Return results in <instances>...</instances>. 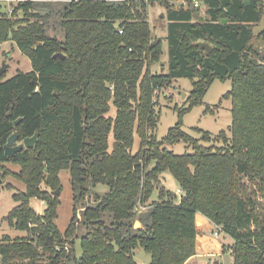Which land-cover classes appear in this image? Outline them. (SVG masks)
Masks as SVG:
<instances>
[{
  "label": "trees",
  "instance_id": "obj_1",
  "mask_svg": "<svg viewBox=\"0 0 264 264\" xmlns=\"http://www.w3.org/2000/svg\"><path fill=\"white\" fill-rule=\"evenodd\" d=\"M155 1L165 6L169 21L166 72L152 69L161 61L163 39L154 35L144 3L69 0L60 22L63 40L47 33L34 0L12 6L11 15L0 4V45L15 42L32 62L29 72L0 77V172L10 171L7 163L19 165L13 174L26 184L25 191L14 193L17 205L5 216L26 235L0 237L2 264H138L139 246L150 253V264H185L199 250V214L235 240L231 264H264V52L252 46L263 2L201 0L207 10L200 18L193 0L182 6ZM200 42L212 50L206 52ZM178 77L191 78L194 89L166 141L190 143L192 151L184 154L168 150L156 134L157 91ZM227 78L231 135L186 134L183 116L203 103L216 79ZM37 131L34 148L5 154L13 133L20 142ZM61 170L69 171L76 192L65 232L56 223ZM165 172L175 176L181 196L158 188ZM99 183L108 188L83 212L86 231L77 256L71 237L77 199ZM156 189L158 198L143 221L137 206L149 204ZM32 199L46 202L44 213Z\"/></svg>",
  "mask_w": 264,
  "mask_h": 264
},
{
  "label": "rangeland",
  "instance_id": "obj_2",
  "mask_svg": "<svg viewBox=\"0 0 264 264\" xmlns=\"http://www.w3.org/2000/svg\"><path fill=\"white\" fill-rule=\"evenodd\" d=\"M24 0H0L1 9L7 14L13 13L12 6H15ZM69 0H34V7L42 17L41 20L45 23L47 33L51 36H57L60 40L65 37V32L62 27L61 19L65 8ZM263 7H264V0ZM176 4V3H175ZM199 16L200 18L206 16L207 6L199 0ZM148 7V20L151 23L154 35L163 39V53L160 62L153 64L152 69L157 72H166L169 64V41L168 35V23L166 18L167 10L163 4L159 1H155L147 5ZM164 14V16H162ZM18 16H23V11H19ZM253 40L252 46L261 52H264V13L261 20L256 22L253 27ZM6 61L10 66L4 72L5 79L14 77L19 72H29L32 70V62L29 57L22 52L18 45L13 41L3 42L0 45V62L1 65ZM231 79L225 80L216 79L206 92L203 103L194 105L184 116L182 122L183 131L189 134L193 138L201 139L203 131H208L212 138L219 139L218 135L225 130L228 136L231 135L229 128L232 124L231 113V100L224 97V94L228 92L232 87ZM193 80L189 77L173 78L170 85L163 86L157 91L155 97L156 109L159 111V121L156 134L159 140L164 141V147L168 150H173L177 154L189 153L192 151V146L187 141L181 139L175 143H168L166 137L171 129L177 124L179 119V111L188 108L190 100L188 97L193 91ZM110 112L115 116L117 108L112 106ZM111 143H113V137H110ZM221 143V140H219ZM21 142V141H20ZM18 142V143H20ZM139 143V142H138ZM136 144L134 152L138 149L139 144ZM7 168L10 170L3 176L4 170L0 172V237L9 234L12 238L22 237L26 235L25 231H19L9 226L5 219L11 210L17 205L14 199V193L25 191L26 184L24 181L18 179L13 172H18L20 166L14 163H7ZM61 178L62 188L60 190V204L58 206V217L56 219L57 226L65 232L69 228L70 221L74 213L75 204V189L71 183V176L68 170H61L59 174ZM164 179L158 183V188L165 186L166 189L175 191L179 196L182 195V189L180 184L169 172H165ZM8 185H11L8 187ZM45 186V185H44ZM89 191H86L82 198H78V211L76 222L77 230L73 233L72 238L75 240V253L77 256L81 255V243L80 236H82L86 229L82 225L83 212L86 207L94 205L98 202L96 193L104 192L108 186L99 183L95 186L89 185ZM48 189L47 186L44 187ZM159 190L156 189L155 194L149 200V204H140L138 208V218L140 217L145 221V214L149 210V205L152 204L158 198ZM32 206L40 213H44L46 202L40 199H32ZM204 217V216H203ZM197 217V223L199 227L203 229V233L198 237L199 250L196 255L197 258H193L188 264H199L200 261L206 263L218 262L219 264H231L232 262V246L235 240L232 239L226 232L219 229L215 223L211 222L206 217ZM82 219V222H80ZM136 222H139L138 220ZM210 222L212 226L208 224ZM134 255L138 264H150L151 256L142 246H139L134 250ZM0 264H2L0 260ZM187 264V262L185 263Z\"/></svg>",
  "mask_w": 264,
  "mask_h": 264
},
{
  "label": "water",
  "instance_id": "obj_3",
  "mask_svg": "<svg viewBox=\"0 0 264 264\" xmlns=\"http://www.w3.org/2000/svg\"><path fill=\"white\" fill-rule=\"evenodd\" d=\"M246 3L250 4L249 0H244ZM162 16H164V14H162ZM227 20L224 19V22H226ZM121 25L120 21L115 22V28H118ZM199 46L204 47L206 49V52H209L210 50H212V46L206 42H200ZM54 56H60V57H64V55L60 54V53H56ZM10 65L8 63H6V61L3 62V64L0 67V77L1 75L6 72L7 68ZM21 121V118H19V120L15 121V125H18L19 122ZM39 132L37 131V133H35V135L31 136V137H26L24 138L20 143L19 142V133L15 132L13 133L11 136H9L7 143L5 145V154L6 155H14L17 152H20V150H23L24 148H34L37 142V138H38ZM56 193L60 194V189H57L55 191ZM136 227H140L139 222H136Z\"/></svg>",
  "mask_w": 264,
  "mask_h": 264
},
{
  "label": "built area",
  "instance_id": "obj_4",
  "mask_svg": "<svg viewBox=\"0 0 264 264\" xmlns=\"http://www.w3.org/2000/svg\"><path fill=\"white\" fill-rule=\"evenodd\" d=\"M104 1L111 2V3L122 2V3H126L128 5H131V4H134V3H139V4L144 3L145 5H149L151 3V0H104ZM171 1H173L174 3H176L179 6L186 5L187 2H188V0H171ZM192 3L195 6H199L200 5L199 4V0H193ZM119 32L122 33L123 29H119ZM0 67H1V62H0ZM216 226H218L219 229L221 228V230H223V226H219V225H216Z\"/></svg>",
  "mask_w": 264,
  "mask_h": 264
},
{
  "label": "crops",
  "instance_id": "obj_5",
  "mask_svg": "<svg viewBox=\"0 0 264 264\" xmlns=\"http://www.w3.org/2000/svg\"><path fill=\"white\" fill-rule=\"evenodd\" d=\"M105 191H106V190H105ZM200 216L203 217L201 214H199L197 217H200ZM203 218H204V217H203ZM204 219H205V218H204ZM208 224H209V226H210V225L212 226V224H211L210 222H208ZM193 258H197V257L192 256V258L189 259V261H192ZM188 263H190V262L187 261V264H188Z\"/></svg>",
  "mask_w": 264,
  "mask_h": 264
}]
</instances>
